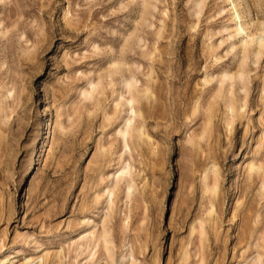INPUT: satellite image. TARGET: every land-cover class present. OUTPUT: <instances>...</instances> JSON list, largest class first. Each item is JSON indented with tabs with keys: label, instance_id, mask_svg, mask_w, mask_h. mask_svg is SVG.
I'll return each mask as SVG.
<instances>
[{
	"label": "rangeland",
	"instance_id": "1",
	"mask_svg": "<svg viewBox=\"0 0 264 264\" xmlns=\"http://www.w3.org/2000/svg\"><path fill=\"white\" fill-rule=\"evenodd\" d=\"M0 264H264V0H0Z\"/></svg>",
	"mask_w": 264,
	"mask_h": 264
},
{
	"label": "bare ground",
	"instance_id": "2",
	"mask_svg": "<svg viewBox=\"0 0 264 264\" xmlns=\"http://www.w3.org/2000/svg\"><path fill=\"white\" fill-rule=\"evenodd\" d=\"M76 135V134H75ZM76 138V137H75ZM77 140V139H76ZM73 142V141H72Z\"/></svg>",
	"mask_w": 264,
	"mask_h": 264
}]
</instances>
